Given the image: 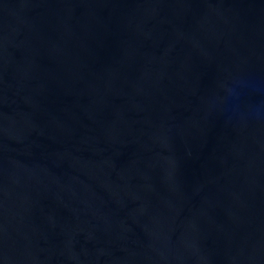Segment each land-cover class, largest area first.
Here are the masks:
<instances>
[{
    "label": "water",
    "instance_id": "1",
    "mask_svg": "<svg viewBox=\"0 0 264 264\" xmlns=\"http://www.w3.org/2000/svg\"><path fill=\"white\" fill-rule=\"evenodd\" d=\"M0 264H264V0H0Z\"/></svg>",
    "mask_w": 264,
    "mask_h": 264
}]
</instances>
